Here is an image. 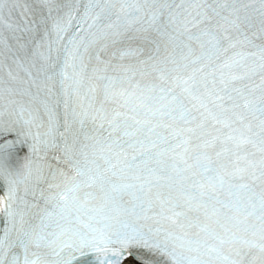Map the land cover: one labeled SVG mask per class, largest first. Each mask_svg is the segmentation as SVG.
<instances>
[{"label":"snow or ice","instance_id":"1","mask_svg":"<svg viewBox=\"0 0 264 264\" xmlns=\"http://www.w3.org/2000/svg\"><path fill=\"white\" fill-rule=\"evenodd\" d=\"M0 264H264V0H0Z\"/></svg>","mask_w":264,"mask_h":264}]
</instances>
